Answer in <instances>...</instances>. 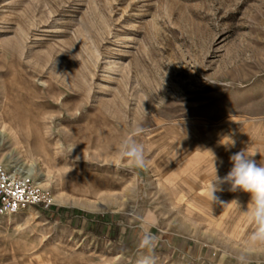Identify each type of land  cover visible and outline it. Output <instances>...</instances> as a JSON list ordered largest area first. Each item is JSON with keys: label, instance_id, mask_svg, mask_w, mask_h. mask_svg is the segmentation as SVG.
I'll list each match as a JSON object with an SVG mask.
<instances>
[{"label": "rangeland", "instance_id": "obj_1", "mask_svg": "<svg viewBox=\"0 0 264 264\" xmlns=\"http://www.w3.org/2000/svg\"><path fill=\"white\" fill-rule=\"evenodd\" d=\"M137 125L143 169L115 155ZM245 148L264 164V0H0V165L53 201L0 215V264H136L145 229L155 264H237L250 194L208 198L209 150L224 177Z\"/></svg>", "mask_w": 264, "mask_h": 264}, {"label": "clouds", "instance_id": "obj_2", "mask_svg": "<svg viewBox=\"0 0 264 264\" xmlns=\"http://www.w3.org/2000/svg\"><path fill=\"white\" fill-rule=\"evenodd\" d=\"M146 131L147 129L137 125L131 134L120 141L115 154L117 162L126 161L137 169H143L147 166L145 147L137 140V137ZM224 144L227 148L229 145L234 146L235 141L231 140V144ZM209 153L213 158L215 172L208 184V198L215 203H223L216 193L224 190V184L230 186L229 191L236 192L239 190L250 194V201L245 212L249 221L255 225V229L248 235L243 249L235 257L237 264H250V256L253 250L264 246V164H258L253 159L256 153L248 152L247 148L241 149L230 156L232 167L226 176L220 177L215 166L217 157L210 150ZM231 203L238 204L236 200ZM156 243L157 237L151 233L150 229H145L140 247L147 250V254L142 252L137 258L136 264H155L153 253Z\"/></svg>", "mask_w": 264, "mask_h": 264}, {"label": "built area", "instance_id": "obj_3", "mask_svg": "<svg viewBox=\"0 0 264 264\" xmlns=\"http://www.w3.org/2000/svg\"><path fill=\"white\" fill-rule=\"evenodd\" d=\"M53 201L29 178L0 165V215L16 214L28 208L48 209Z\"/></svg>", "mask_w": 264, "mask_h": 264}, {"label": "bare ground", "instance_id": "obj_4", "mask_svg": "<svg viewBox=\"0 0 264 264\" xmlns=\"http://www.w3.org/2000/svg\"><path fill=\"white\" fill-rule=\"evenodd\" d=\"M19 114H21V113H19ZM22 118H23V117H22V114H21V117H19L18 121H19V120L21 121ZM20 121H19V122H20ZM229 192H230V191H229ZM219 198H220V197H219Z\"/></svg>", "mask_w": 264, "mask_h": 264}]
</instances>
